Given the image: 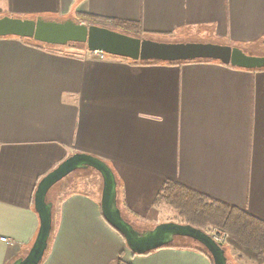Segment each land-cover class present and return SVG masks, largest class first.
<instances>
[{
    "label": "crops",
    "instance_id": "obj_1",
    "mask_svg": "<svg viewBox=\"0 0 264 264\" xmlns=\"http://www.w3.org/2000/svg\"><path fill=\"white\" fill-rule=\"evenodd\" d=\"M80 16L264 56V0H0V18ZM76 154L111 166L130 224L159 221L154 201L166 181L264 222V70L100 60L76 46L0 38V264L29 253L40 230L37 188ZM102 191L103 181L99 193L68 191L51 202L43 264H214L196 248L134 254L105 220ZM237 259L231 264H254Z\"/></svg>",
    "mask_w": 264,
    "mask_h": 264
},
{
    "label": "water",
    "instance_id": "obj_2",
    "mask_svg": "<svg viewBox=\"0 0 264 264\" xmlns=\"http://www.w3.org/2000/svg\"><path fill=\"white\" fill-rule=\"evenodd\" d=\"M16 37L48 46L82 45L90 53L99 52L111 57L127 59L135 63H187L195 61L219 62L232 68L244 70L264 69V56H255L241 48L212 43H164L149 38H136L111 29L89 26L77 20L0 18V38ZM93 169L103 180L101 209L105 220L125 239L128 248L137 255L163 249L178 238L193 240L207 250L214 264H228L223 244L210 235L190 225L162 223L154 229L138 231L126 221L118 204V181L116 175L100 158L76 154L39 184L34 205L40 219V230L29 253L13 264H41L49 248L53 229V203L48 196L51 190L71 174Z\"/></svg>",
    "mask_w": 264,
    "mask_h": 264
},
{
    "label": "trees",
    "instance_id": "obj_3",
    "mask_svg": "<svg viewBox=\"0 0 264 264\" xmlns=\"http://www.w3.org/2000/svg\"><path fill=\"white\" fill-rule=\"evenodd\" d=\"M78 22L99 27L102 26L101 23L109 24L112 26L111 30L136 38L153 37L144 33L140 24L133 22L116 21L109 23L93 16H80ZM76 47L81 48L83 46L76 45ZM153 63L157 62L145 64ZM162 206L175 211L183 225H190L203 232H206V228L221 230L228 237L223 244L224 248L227 245L231 247L238 254L240 260L264 264V222L247 212L213 200L174 181H166L155 198L154 207ZM171 247L196 248L207 254L213 261L207 250L193 240L178 238L172 245L165 248Z\"/></svg>",
    "mask_w": 264,
    "mask_h": 264
},
{
    "label": "rangeland",
    "instance_id": "obj_4",
    "mask_svg": "<svg viewBox=\"0 0 264 264\" xmlns=\"http://www.w3.org/2000/svg\"><path fill=\"white\" fill-rule=\"evenodd\" d=\"M104 28L110 29L112 26L109 24H103L101 23ZM127 33V32H125ZM149 39H152L154 41L158 42H164V43H204V41H208L210 38L207 37H149ZM216 44V43H215ZM219 45V44H217ZM235 47V46H232ZM82 49H85L84 47H81ZM240 48V47H237ZM242 49V48H241ZM245 51V50H244ZM260 53V52H259ZM257 51H254V55H263L259 54ZM102 177L101 175L96 172L93 169H88L87 171L81 170L73 173L69 177H67L65 180H63L61 183H59L55 188H58L57 196L53 194V191L49 193L48 200L49 202H54L55 204L59 201V195L62 193H66L68 191H78V190H89V188L96 187L98 193L101 191L102 188ZM60 184H62V187H58ZM60 188V189H59ZM53 194V195H52ZM158 210L159 215V221L156 223H149L151 225H147L146 223H138L132 224L135 229L138 231H145L146 229H154L156 226L162 223H178L181 224V219H179L177 213L173 211L171 208L162 206V207H156ZM128 221V220H127ZM146 224V225H145ZM149 227V228H148ZM208 235H210L212 238L218 237L220 239H223L221 244H224L228 237H226L223 232L217 228H206L205 230ZM224 247V246H223ZM226 251V256L228 258V264H231L232 259H235L237 262L239 261L238 254L228 245L224 248ZM43 264V262L41 263Z\"/></svg>",
    "mask_w": 264,
    "mask_h": 264
},
{
    "label": "built area",
    "instance_id": "obj_5",
    "mask_svg": "<svg viewBox=\"0 0 264 264\" xmlns=\"http://www.w3.org/2000/svg\"><path fill=\"white\" fill-rule=\"evenodd\" d=\"M93 56H95V57H97V58H99L100 60H104L106 57H108V55H105V54H103V53H99V52H94V53H91ZM217 243L218 242H221L223 239H220V238H218V237H215V238H213ZM1 240L3 241V242H5L6 244H8V245H13V242L12 241H10L9 239H6V238H1Z\"/></svg>",
    "mask_w": 264,
    "mask_h": 264
}]
</instances>
